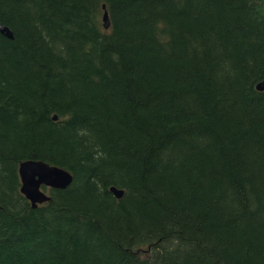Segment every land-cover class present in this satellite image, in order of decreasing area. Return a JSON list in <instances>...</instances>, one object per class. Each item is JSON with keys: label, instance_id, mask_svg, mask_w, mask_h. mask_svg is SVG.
Listing matches in <instances>:
<instances>
[{"label": "trees", "instance_id": "1", "mask_svg": "<svg viewBox=\"0 0 264 264\" xmlns=\"http://www.w3.org/2000/svg\"><path fill=\"white\" fill-rule=\"evenodd\" d=\"M0 25V264H264V0H0ZM30 159L73 178L36 209Z\"/></svg>", "mask_w": 264, "mask_h": 264}, {"label": "water", "instance_id": "2", "mask_svg": "<svg viewBox=\"0 0 264 264\" xmlns=\"http://www.w3.org/2000/svg\"><path fill=\"white\" fill-rule=\"evenodd\" d=\"M102 22L103 28L108 30L110 21L106 11L103 13ZM0 34L8 39H13V34L5 26L0 25ZM257 89L263 91L264 82L260 83ZM18 175L20 178V193L29 201L33 209L51 200L42 187L64 190L73 181L72 175L66 170L49 165L41 160L32 159L22 161L19 164ZM109 191L116 199H121L124 195V192L116 187H110Z\"/></svg>", "mask_w": 264, "mask_h": 264}, {"label": "bare ground", "instance_id": "3", "mask_svg": "<svg viewBox=\"0 0 264 264\" xmlns=\"http://www.w3.org/2000/svg\"><path fill=\"white\" fill-rule=\"evenodd\" d=\"M109 21H110V20H109ZM7 28H8V27H7ZM8 30L10 31V29H9V28H8ZM10 32H11V31H10ZM11 33H12V32H11ZM261 83H262V82H261ZM259 84H260V83H259ZM259 84H258V85H259ZM258 85H257V86H258Z\"/></svg>", "mask_w": 264, "mask_h": 264}]
</instances>
